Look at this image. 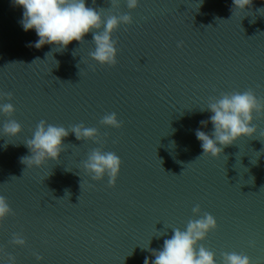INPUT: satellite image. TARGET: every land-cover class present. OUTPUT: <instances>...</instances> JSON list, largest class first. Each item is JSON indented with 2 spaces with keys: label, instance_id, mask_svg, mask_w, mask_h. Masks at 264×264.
Returning <instances> with one entry per match:
<instances>
[{
  "label": "water",
  "instance_id": "obj_1",
  "mask_svg": "<svg viewBox=\"0 0 264 264\" xmlns=\"http://www.w3.org/2000/svg\"><path fill=\"white\" fill-rule=\"evenodd\" d=\"M119 11L133 23L113 34L117 65L101 67L89 56L91 32L46 57L54 45L30 46L39 37L23 30V8L0 0V93L13 95L0 103H12L11 118L22 125L18 136L4 137L9 117L0 112V195L15 213L3 221L0 248L16 264H144L173 228L199 218L198 204L217 220L202 243L218 264L232 251L264 264V115L254 113L257 132L219 157L201 156L195 135L213 131L212 113L201 111L210 98L248 88L264 98V0L244 11L233 10V0H140L135 10L120 0ZM112 112L122 128L100 125ZM42 119L96 127L105 142L69 133L59 161L27 168L24 142ZM98 147L123 162L114 187L82 167ZM13 233L26 246L11 244Z\"/></svg>",
  "mask_w": 264,
  "mask_h": 264
},
{
  "label": "clouds",
  "instance_id": "obj_2",
  "mask_svg": "<svg viewBox=\"0 0 264 264\" xmlns=\"http://www.w3.org/2000/svg\"><path fill=\"white\" fill-rule=\"evenodd\" d=\"M92 3L95 5L96 0H92ZM109 3L110 7L105 9L89 7L86 0H14L15 6L23 8V18L20 21L23 30L27 32L34 29L39 37L35 44L30 46L39 49L46 44L54 45L52 51L46 53L48 57L52 52H63L73 41L82 44L85 35L91 32L94 50L89 56L101 67L117 65L118 42L113 39V34L121 25L133 23V17L129 13L119 11L120 0H109ZM125 3L129 10H135L140 0H125ZM251 4L252 0H233V10L244 11ZM178 47H182V42ZM12 98L10 92L0 93V100L10 101ZM205 110L212 113L209 119L213 131L208 134L197 129L195 132L203 149L201 156L219 157L224 148L233 145L242 137L250 138L257 132V126L253 123L254 113L264 115V98L257 97L252 88L242 92H222L219 97L210 98L207 108L201 109ZM15 111L12 103H0V112L9 117L2 127L4 137H16L22 132V125L11 118ZM99 123L115 129L123 127V122L115 112L105 114ZM207 123L208 121H201L202 125ZM69 133H73L79 141L91 140L100 145L105 142L96 127H86L79 123L65 128L42 119L36 125L31 138L24 142L30 155L21 157V163L30 168L41 167L48 160L59 161L60 154L65 151L63 140ZM122 163L115 152L104 151L102 147H98L88 153L82 167L92 181H101L107 176L108 186L114 187ZM80 188L82 189V182ZM192 212L199 218L189 219L183 230L173 228V235L163 241L162 249L152 250L155 259L150 261L146 258L144 264H218L216 253L202 243L209 233L218 228L217 220L208 212L202 213L198 204L193 207ZM14 214L6 197L0 195V228L3 227V221ZM10 243L24 247L27 241L21 233H13ZM249 243L250 246H255L254 241ZM5 255L7 264H16L15 256L6 254L4 249L0 248V256ZM34 255L38 261L43 260L38 253ZM220 255L219 264H252L250 257L242 252H222Z\"/></svg>",
  "mask_w": 264,
  "mask_h": 264
}]
</instances>
